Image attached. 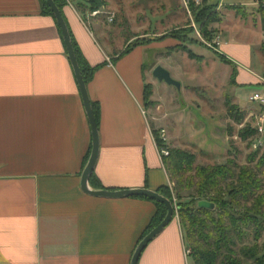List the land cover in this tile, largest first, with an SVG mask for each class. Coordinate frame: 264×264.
I'll use <instances>...</instances> for the list:
<instances>
[{
  "label": "crops",
  "instance_id": "crops-1",
  "mask_svg": "<svg viewBox=\"0 0 264 264\" xmlns=\"http://www.w3.org/2000/svg\"><path fill=\"white\" fill-rule=\"evenodd\" d=\"M62 15L83 58L100 65L85 83L99 145L88 188L170 187L154 140L156 114L145 106L146 86L152 98L163 83L147 78L149 46L120 55L99 46L74 3ZM61 35L39 0H0V264H130L156 205L83 190L92 132ZM233 40L219 34L218 52L235 65L237 84L251 91L260 78L251 45ZM181 231L175 211L137 264H186Z\"/></svg>",
  "mask_w": 264,
  "mask_h": 264
},
{
  "label": "rangeland",
  "instance_id": "rangeland-1",
  "mask_svg": "<svg viewBox=\"0 0 264 264\" xmlns=\"http://www.w3.org/2000/svg\"><path fill=\"white\" fill-rule=\"evenodd\" d=\"M238 1L244 0H104L96 9L101 14L81 15L100 47H112L121 54L134 44L149 46L144 54L147 78L153 77L149 72L153 67L161 65L180 82V91L164 82L156 85L145 106L156 114V130H165L167 147L195 154V164L223 163L234 158L239 165L254 166L264 150V136L243 140L238 133L246 124L256 130L258 117L264 113V104L250 100L256 92L264 95V33L258 12L264 8V0L237 9L220 4ZM210 11L216 12L220 21L207 25V39L201 31L204 14ZM108 14H113L111 22L106 18ZM221 33L236 39L233 42L251 45L253 69L260 77L258 87L250 91L245 85H238L236 78L234 84L230 83L235 65L220 57ZM182 44L196 57L190 58ZM227 103L236 104L244 112L242 124L228 117ZM259 141L263 146L254 148L253 144ZM256 150L260 153L254 162L248 163L247 156ZM170 189L174 206L189 201L192 190L180 188L178 181H171ZM181 233L187 246L183 228ZM185 262L192 264L190 256Z\"/></svg>",
  "mask_w": 264,
  "mask_h": 264
},
{
  "label": "trees",
  "instance_id": "trees-1",
  "mask_svg": "<svg viewBox=\"0 0 264 264\" xmlns=\"http://www.w3.org/2000/svg\"><path fill=\"white\" fill-rule=\"evenodd\" d=\"M39 1L42 13L50 15L55 20L46 0ZM53 1L62 14V7L67 4V1ZM71 2L81 15H85L102 6L104 0H71ZM230 8L238 7L230 6ZM258 12L264 33V8H260ZM204 18L201 32L205 38L209 39L210 30L206 28L207 25L220 21V18L216 12L212 11L209 14L205 13ZM196 20L201 22L199 18ZM56 24L61 35L60 27L57 22ZM69 34L82 78L87 83L100 65L90 66L83 58L70 31ZM136 45L142 44H134L120 55L126 54ZM181 47L190 58L196 57L183 44ZM220 57H223L226 63L232 64L222 54ZM235 78L236 69L233 66L230 76L231 84L235 83ZM148 96L149 91L146 86L145 99ZM226 105L228 117L235 123L242 124L244 112L236 104L227 103ZM92 107L97 122L95 104L92 103ZM238 133L243 140L248 136H256V130L248 124L243 125ZM154 139L159 146H165V143L159 140L158 132L154 131ZM168 150L169 154L163 159L170 181L176 180L180 188L192 190L188 202L174 206L175 211L178 212L180 225L186 233L188 256L192 264H264V150L256 161L259 150L247 156L248 163L255 161L254 166L239 165L234 158H228L223 163L195 164V154L179 149L168 148ZM171 191L169 186L157 190L173 204ZM177 195L180 196L179 193ZM139 197L152 200L145 196ZM200 200L212 202L214 208L198 207L197 203ZM152 201L156 205V211L140 240L166 215L165 205Z\"/></svg>",
  "mask_w": 264,
  "mask_h": 264
},
{
  "label": "water",
  "instance_id": "water-1",
  "mask_svg": "<svg viewBox=\"0 0 264 264\" xmlns=\"http://www.w3.org/2000/svg\"><path fill=\"white\" fill-rule=\"evenodd\" d=\"M47 5L51 9L53 16L58 23L63 42L65 44L66 52L68 55V58L71 62V65L74 70V74L76 76L78 86L80 89V93L83 99V103L85 106V110L87 112V116L90 122L91 126V132H92V148L91 152L88 158V161L86 163V166L82 172V188L85 192L95 195V196H103V197H115V198H122V197H129V196H145L147 198H150L152 200L158 201L165 205L167 211L164 218L161 220L159 224H157L154 228H152L137 244L136 249L132 255L130 264H137L138 259L140 257V254L142 250L146 247V245L156 236L158 235L162 229L172 220L173 215L175 213V208L172 202L164 197L163 195L159 194L158 192L154 190H149L145 188H138V189H132V190H119V191H107V190H90L88 188V180L90 178V175L92 174V171L94 169L97 155H98V131L97 126L95 122V118L93 115L91 103L87 94L86 85L82 78L80 68L78 65V61L76 59V55L72 46L71 37L67 28V25L62 17V14L58 7L55 5L53 0H46ZM152 76L156 78L159 82H164L167 85L174 86L177 90L180 91L181 84L179 81L174 79L170 72L166 70L161 65H156L152 69ZM198 207L207 208V209H213L214 204L208 200H200L197 203Z\"/></svg>",
  "mask_w": 264,
  "mask_h": 264
},
{
  "label": "built area",
  "instance_id": "built-area-1",
  "mask_svg": "<svg viewBox=\"0 0 264 264\" xmlns=\"http://www.w3.org/2000/svg\"><path fill=\"white\" fill-rule=\"evenodd\" d=\"M67 3H71V0H66ZM98 14H101L100 10H93L91 12H89V14L87 15V17L90 16H96ZM108 21H112L113 20V14H108L106 16ZM250 100L252 101H258L260 104H264V95L260 94V93H254L250 96ZM256 135H260V136H264V113H261L258 117V123L256 124ZM158 138L161 142L165 143V146H159L155 140L156 146L158 148V152L160 153L161 156H167L169 154V150L166 147V141H167V134L165 132V130L161 129L158 132ZM254 148H261L263 146V142H257L255 144H253Z\"/></svg>",
  "mask_w": 264,
  "mask_h": 264
}]
</instances>
